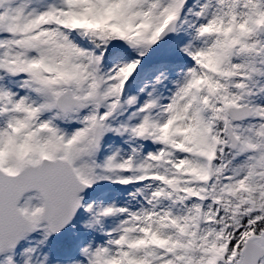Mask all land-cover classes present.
<instances>
[{
	"label": "snow or ice",
	"instance_id": "snow-or-ice-1",
	"mask_svg": "<svg viewBox=\"0 0 264 264\" xmlns=\"http://www.w3.org/2000/svg\"><path fill=\"white\" fill-rule=\"evenodd\" d=\"M0 264H264V0H0Z\"/></svg>",
	"mask_w": 264,
	"mask_h": 264
}]
</instances>
